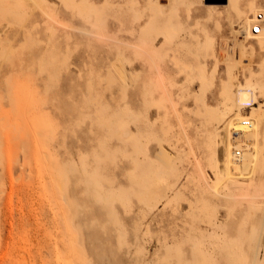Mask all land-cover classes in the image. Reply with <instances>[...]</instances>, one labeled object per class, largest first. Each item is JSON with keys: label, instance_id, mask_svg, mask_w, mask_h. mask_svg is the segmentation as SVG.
Returning <instances> with one entry per match:
<instances>
[{"label": "rangeland", "instance_id": "rangeland-1", "mask_svg": "<svg viewBox=\"0 0 264 264\" xmlns=\"http://www.w3.org/2000/svg\"><path fill=\"white\" fill-rule=\"evenodd\" d=\"M237 10L250 12L243 0H0V264H114L113 253L133 264H228L229 250L233 264H253L247 240L226 246V234L264 220V120L257 169L238 180L248 196L201 177L218 181L215 135L238 112L237 85L263 86L264 104V39L235 44ZM119 52L134 86L108 73ZM69 165L87 206L79 219L57 184ZM87 186L111 194L109 206ZM96 254L107 256L95 263Z\"/></svg>", "mask_w": 264, "mask_h": 264}, {"label": "bare ground", "instance_id": "bare-ground-1", "mask_svg": "<svg viewBox=\"0 0 264 264\" xmlns=\"http://www.w3.org/2000/svg\"><path fill=\"white\" fill-rule=\"evenodd\" d=\"M233 2L234 0H228V4H232ZM243 5L245 8L249 9L250 12L248 14H244V12L237 10V15H238L237 19L239 21L236 24H233L234 25L233 32L234 34H239V35L241 32L243 34L244 39L242 40L239 39L240 41L236 40L235 44H239L240 46H243L244 42L249 39H256L262 42V39H264V18L260 22L261 29L258 34L251 33V29L254 23L258 21L257 18L259 13H263L264 16V4H256L254 3V0H243ZM236 25L239 26L238 29L236 28ZM2 33L3 32L0 31V36ZM66 48H67L66 50L67 52H65L66 53L65 62L66 60L69 59L71 53V48L69 44L67 45ZM229 48L224 49L223 52L221 51L222 53L220 54V56L222 57L229 56V52H228ZM122 53L123 52H119L115 60L111 61V63L107 65L108 73L111 78L118 77L120 79V83L123 86L126 85L134 86L136 83V74H134L131 71L132 68L129 69L128 67V66L131 67L132 63L131 61L127 60ZM137 54L138 55L135 54L137 58L142 57L141 53H137ZM145 55L144 56L146 57L147 62H153L151 54L146 53ZM153 65L155 67L157 66L154 64V62ZM262 65H264V58L262 59ZM157 77L159 78L158 75ZM159 79L161 80V78ZM161 84L162 83H160V85ZM163 89H164L163 91H165L164 94L167 93V96L165 98L169 100V103L170 101L172 103V98L170 97V95H168L166 87L164 86ZM258 90L263 91V86L258 87L249 82L245 84L239 83L237 85V90L234 94V100H235L234 105L238 109V112L233 111V109H230L228 111L230 115L226 117L227 121L225 126L219 129L215 135L216 150L214 153L213 160L215 165L214 166L215 175L218 181L214 184H209L205 173L201 172V177L205 180L208 187L213 188L215 192L217 191L218 183L223 180L225 181L230 180L231 182L235 183L236 188L238 189L242 188L238 180L241 178L244 179L252 176L257 169L258 160H259V154H258L259 149L257 145L259 130H260L259 125L264 120V104L260 103ZM247 102L250 103L248 104ZM246 108L250 109L249 111L250 113L245 110ZM245 120H249V124H245ZM235 131L239 133L237 136L234 135ZM186 140H187L186 142H189L188 141L189 138H186ZM236 148H240L242 150L240 156L236 155ZM157 158L160 160L159 163L161 162V164L165 166H169L170 164H172L171 162L173 161L171 154L166 150V148L161 143H160V150L157 154ZM65 169L66 171H65V175L63 176L64 178L62 177L63 180L61 182L58 181L57 183L59 184L58 186L60 188V191L59 190L58 191L61 192V197L64 200V204H65L64 206L68 207V212L71 213V216L75 215L76 218L79 219L81 215L83 216L85 215L84 211L86 210L87 206L85 201H81L80 195L77 191V185H79L80 182L78 179V174L76 172L77 169L75 170L74 166L72 165L67 166ZM91 189L92 186L91 187L87 186L84 191L87 193L91 192L92 193L91 195L93 196L96 202H100L104 204V206H109V199L111 198V194L108 196V194L102 191L101 188L99 189L94 188L92 190ZM240 190H238V193H240L242 196L245 197L248 196V193L242 192V189ZM159 193H160V198L165 197L166 195L165 186H162V189ZM238 201L239 200L235 198V202ZM147 202L149 203V201ZM228 215L229 216L233 215V209L231 207L228 209ZM90 224L95 226L97 225V221L90 220ZM243 239L247 240V242L246 241L245 242L247 244L248 252L251 250V248L253 249V264H264V253L263 255L260 254L262 250V246L264 245V220H262L259 223V227L255 231L250 230L248 228H243L242 225L238 226L234 230H229L228 233L226 234V246L227 245L230 246L234 244L239 245L241 244ZM122 244L123 243L120 240L118 242V245L121 246ZM228 255L230 258L228 264H233L234 261L233 252L229 250ZM106 256L107 255L105 254L103 255L96 254V256H92V259L93 262L96 263L97 261L96 259H101ZM112 256H113L114 264H133L131 262L126 263L124 261H121L115 256V253H113ZM235 259H236V255H235Z\"/></svg>", "mask_w": 264, "mask_h": 264}, {"label": "built area", "instance_id": "built-area-1", "mask_svg": "<svg viewBox=\"0 0 264 264\" xmlns=\"http://www.w3.org/2000/svg\"><path fill=\"white\" fill-rule=\"evenodd\" d=\"M264 18L263 13H259L258 15V21L254 23L252 29H251V33L253 34H258L260 32L261 29V25L260 22L261 20ZM245 124H249V120H245ZM239 133L235 131V135H238ZM242 150L240 148H236V155L240 156L241 155Z\"/></svg>", "mask_w": 264, "mask_h": 264}, {"label": "snow or ice", "instance_id": "snow-or-ice-1", "mask_svg": "<svg viewBox=\"0 0 264 264\" xmlns=\"http://www.w3.org/2000/svg\"><path fill=\"white\" fill-rule=\"evenodd\" d=\"M262 189H264V172H262Z\"/></svg>", "mask_w": 264, "mask_h": 264}]
</instances>
